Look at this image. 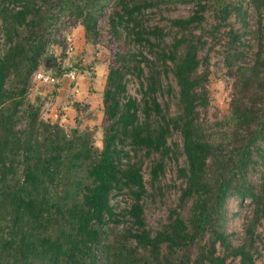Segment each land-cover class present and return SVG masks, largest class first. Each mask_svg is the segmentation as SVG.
<instances>
[{"label": "trees", "instance_id": "16d2710c", "mask_svg": "<svg viewBox=\"0 0 264 264\" xmlns=\"http://www.w3.org/2000/svg\"><path fill=\"white\" fill-rule=\"evenodd\" d=\"M107 1L0 0V264H255L257 245L264 250V0L247 1L256 25L247 61L252 49L228 23L233 16L246 25L243 0H182L192 5L190 14L169 21L171 32L140 26L142 12L159 1L114 0L111 35L121 29L144 42L160 68H149L139 106L124 96L123 83L126 74L142 75L139 62L128 66L127 57L135 55L115 54L117 67L105 77L96 149L90 133L73 130L66 138L56 124L39 118L34 105L27 104L21 117L18 113L53 25L70 15L95 35L96 17ZM150 38L157 41L154 46ZM217 46L224 51L232 92L228 116L208 124L200 110L208 105L207 62ZM168 73L176 88L173 116L156 99L160 75ZM166 92H172L170 85ZM174 133L179 146L168 142ZM179 155L184 165L176 169L181 183L176 205L153 232L141 204L144 159L154 157L153 183L165 162H176ZM251 175L255 183H249ZM122 193L130 200L126 225L108 240L109 223H121L109 202ZM231 198L253 206L237 246L222 229Z\"/></svg>", "mask_w": 264, "mask_h": 264}, {"label": "rangeland", "instance_id": "374dc122", "mask_svg": "<svg viewBox=\"0 0 264 264\" xmlns=\"http://www.w3.org/2000/svg\"><path fill=\"white\" fill-rule=\"evenodd\" d=\"M11 0H9L10 2ZM159 1L156 7L148 8L142 12L140 26L142 29H152L157 27L163 32H171L169 21L176 18H186L191 11V4L179 3L182 0H151ZM248 0H243L246 9V25L235 17L231 16L228 23L242 33L241 40L252 50L247 52L245 61L250 59L255 45V17L251 8L247 5ZM114 0H108L99 16L96 17L94 34L85 33L80 25V20L67 15L62 16L50 29V36H47L48 42L45 46V52L40 61L39 68L49 70L57 80L53 85L38 84L31 90H28L24 97L23 105L19 110L18 116L24 113L26 105H34L39 111V118L46 123L56 124L69 138L71 132L76 130L78 133H90L92 145L96 149L101 148V139L103 131L102 116V93L105 85V77L110 67H117L114 63L115 54L135 55L134 60L127 57L128 66L135 65L138 61L142 69V75L137 78L135 75L126 74L123 78L125 87V97L133 99L140 106L142 89L145 77L148 75L149 68L154 66L159 70V64L155 63L154 57L144 42L137 43L131 36L127 37L125 30H118L119 35H111L108 26V17L115 11ZM117 10V9H116ZM69 20V33L72 37L71 51L65 54V47L60 41L59 32L60 21ZM211 19L206 18L202 25L206 28ZM197 33V31H196ZM168 37V36H167ZM150 43L154 46L156 40L150 38ZM169 39L164 38L163 42L168 43ZM248 43V44H247ZM262 45L264 46V34L262 35ZM149 50V51H148ZM145 57L148 65L141 61V56ZM203 56V52L199 53ZM223 48L217 46L214 52L209 54L208 58V76L205 87L207 89L208 105L204 111L200 110V118L208 124L219 122L228 116V102L232 92L233 79L227 73L224 64ZM130 59V62H129ZM63 64L64 68L74 71L75 80L70 82L61 77L59 66ZM160 92L156 94V99L161 107H167L169 115L176 113L175 96L176 88L171 75H160ZM172 88L171 93H167V86ZM75 90L78 93H75ZM141 119L140 113H138ZM24 119H21L16 126L17 130H22ZM168 142H175L179 146V136L174 133ZM180 151V150H179ZM154 157L144 159L142 165L143 182L146 190L141 200L143 214L147 228L155 231L161 224L166 222L168 210L176 205L178 189L181 185L176 177V169L184 165L183 156L179 155L177 161H166L163 175L159 176L157 181L151 183L149 179V168ZM249 183L256 182V175L248 176ZM110 205L113 212L118 215L121 223L107 226L110 231L107 232L108 240L115 234H120L125 228L126 223L123 217L124 211L128 208L130 200L125 193L112 196ZM253 210L252 204L248 199L236 200L228 199L223 208L224 221L222 223L223 231L229 235V241L233 246L241 243L243 238V226L250 218ZM257 233L262 236V228L257 229ZM259 256H255V264H264V250L261 244L257 245ZM193 255V252H190Z\"/></svg>", "mask_w": 264, "mask_h": 264}, {"label": "built area", "instance_id": "2783aa9c", "mask_svg": "<svg viewBox=\"0 0 264 264\" xmlns=\"http://www.w3.org/2000/svg\"><path fill=\"white\" fill-rule=\"evenodd\" d=\"M60 30L59 32L61 35L59 36L60 41L63 43V46L65 47V54H68L71 51L72 46V37L69 33V20L63 19L60 21ZM58 70L61 72V77L64 79H67L68 81L72 82L75 80V73L74 71H70L64 68V65L61 64L58 68ZM56 79L53 77V75L48 72L47 70H44L43 68L37 67L34 71H32L29 75L28 79V90H31L34 86L38 84L42 85H53L56 84ZM75 93H78L77 90H75Z\"/></svg>", "mask_w": 264, "mask_h": 264}, {"label": "crops", "instance_id": "0c3cea01", "mask_svg": "<svg viewBox=\"0 0 264 264\" xmlns=\"http://www.w3.org/2000/svg\"><path fill=\"white\" fill-rule=\"evenodd\" d=\"M49 72V70H47Z\"/></svg>", "mask_w": 264, "mask_h": 264}]
</instances>
